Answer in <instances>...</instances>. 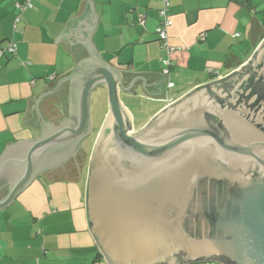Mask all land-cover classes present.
<instances>
[{
  "label": "water",
  "instance_id": "95a60500",
  "mask_svg": "<svg viewBox=\"0 0 264 264\" xmlns=\"http://www.w3.org/2000/svg\"><path fill=\"white\" fill-rule=\"evenodd\" d=\"M96 23L92 0H85L55 39L74 66L26 99L23 126L41 134L5 144L0 209L36 175L78 182L90 96L104 88L108 109L88 157L85 207L105 262L264 264V39L246 64L135 130L119 91L132 94L140 84L146 95L164 98V82L156 72L106 65L90 40ZM49 101H60L66 118L48 116ZM76 150L83 156L77 167L48 172Z\"/></svg>",
  "mask_w": 264,
  "mask_h": 264
},
{
  "label": "crops",
  "instance_id": "0c3cea01",
  "mask_svg": "<svg viewBox=\"0 0 264 264\" xmlns=\"http://www.w3.org/2000/svg\"><path fill=\"white\" fill-rule=\"evenodd\" d=\"M23 1L0 0V47L10 41L17 47L16 55L0 58V154L6 143L41 134L39 128L23 126L26 99L73 68L70 52L54 41L66 21L82 13L85 2L30 0L32 7L20 12L16 5ZM168 1V44L180 50L173 54L165 77L164 50L155 33L160 3L92 0L97 23L90 40L99 58L116 70L159 73L164 82V98L146 95L140 84L132 94L119 91L135 130L192 90L246 64L264 39V0ZM167 82L173 85L168 87ZM43 108L50 117L66 118L60 101L46 102ZM89 154L85 153L78 182H47L36 175L9 206L0 209V264H107L86 214Z\"/></svg>",
  "mask_w": 264,
  "mask_h": 264
},
{
  "label": "built area",
  "instance_id": "2783aa9c",
  "mask_svg": "<svg viewBox=\"0 0 264 264\" xmlns=\"http://www.w3.org/2000/svg\"><path fill=\"white\" fill-rule=\"evenodd\" d=\"M157 1L160 3V7L158 9L159 23L155 29V33L157 35L159 45L164 50V54L161 58V63H162L161 73L163 76L167 77L169 74L170 66H171L172 56L176 51H179L180 49L174 48L168 44L167 30L169 26L171 25V20L167 14L168 8H169V1L168 0H157ZM31 7H32V4L30 0H25L16 5V8L20 12L26 9H29ZM18 20L19 18L16 17L15 23H17ZM199 38L202 40L203 35H200ZM16 52H17L16 44L13 41H10L6 44V46L0 47V58L4 56L5 54L16 55ZM172 85H173L172 83L167 82L168 87H171ZM192 264H224V263L220 261H201V262L192 263Z\"/></svg>",
  "mask_w": 264,
  "mask_h": 264
},
{
  "label": "rangeland",
  "instance_id": "374dc122",
  "mask_svg": "<svg viewBox=\"0 0 264 264\" xmlns=\"http://www.w3.org/2000/svg\"><path fill=\"white\" fill-rule=\"evenodd\" d=\"M90 121H91V133L90 135L85 139L82 145V150L88 154L90 152L91 144L93 141L94 134L96 130H99V124L100 121L102 120L105 111L108 109L107 108V95L106 91H100L97 90L93 92L90 96ZM103 122V121H102ZM135 124L138 125L139 121L136 120ZM101 125V124H100Z\"/></svg>",
  "mask_w": 264,
  "mask_h": 264
},
{
  "label": "flooded vegetation",
  "instance_id": "af4514ba",
  "mask_svg": "<svg viewBox=\"0 0 264 264\" xmlns=\"http://www.w3.org/2000/svg\"><path fill=\"white\" fill-rule=\"evenodd\" d=\"M238 78L241 79L242 75L238 76ZM68 90H69V88H68ZM78 152L79 151L76 150V152L68 154L67 157L60 160L59 162H57L52 167H49L48 172L57 173L59 171H64V170L68 171L69 169H72V165L77 167L78 164H80L81 161L83 160V156L79 155Z\"/></svg>",
  "mask_w": 264,
  "mask_h": 264
}]
</instances>
